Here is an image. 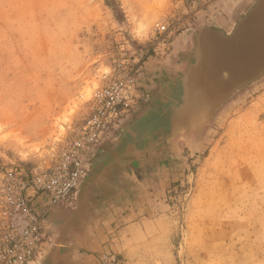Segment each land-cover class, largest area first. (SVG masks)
I'll list each match as a JSON object with an SVG mask.
<instances>
[{
    "label": "rangeland",
    "instance_id": "1",
    "mask_svg": "<svg viewBox=\"0 0 264 264\" xmlns=\"http://www.w3.org/2000/svg\"><path fill=\"white\" fill-rule=\"evenodd\" d=\"M251 1L0 0V252L9 194L59 157L97 92L130 74L139 104L181 71L197 28H230ZM120 171L108 201H89L101 228L78 261L264 264V78Z\"/></svg>",
    "mask_w": 264,
    "mask_h": 264
},
{
    "label": "water",
    "instance_id": "2",
    "mask_svg": "<svg viewBox=\"0 0 264 264\" xmlns=\"http://www.w3.org/2000/svg\"><path fill=\"white\" fill-rule=\"evenodd\" d=\"M184 62L162 86H142L145 96L140 103L97 143L71 203L51 205L46 194L38 197L32 209L39 216L46 212L38 234L47 242L31 264H83L76 247L85 238L94 239L92 224L101 228L88 210L90 199L103 193V201H108L123 167L152 161L168 138L200 128L239 90L264 78V0H252L230 28H197ZM57 209L63 210L66 221L62 228L50 219L53 213L58 216ZM71 234L73 258L66 246Z\"/></svg>",
    "mask_w": 264,
    "mask_h": 264
},
{
    "label": "built area",
    "instance_id": "3",
    "mask_svg": "<svg viewBox=\"0 0 264 264\" xmlns=\"http://www.w3.org/2000/svg\"><path fill=\"white\" fill-rule=\"evenodd\" d=\"M159 30H165V25ZM141 95L130 74L103 86L95 96L91 115L63 144L59 157L36 166L28 178L18 181V189L9 194V231L0 252V264H30L37 258L45 245L38 234L42 215L33 211L29 201L46 194L51 205L71 203L97 143L135 107Z\"/></svg>",
    "mask_w": 264,
    "mask_h": 264
},
{
    "label": "crops",
    "instance_id": "4",
    "mask_svg": "<svg viewBox=\"0 0 264 264\" xmlns=\"http://www.w3.org/2000/svg\"><path fill=\"white\" fill-rule=\"evenodd\" d=\"M62 212H63V210L62 209H57V213H58V216L56 217L54 214H56V213H53L52 214V216L53 217H50V219L51 220H53V222L55 221V224H57V225H55V226H57V228H62V226L65 224V220H63L62 218H63V216H62ZM61 222H63V223H61ZM72 235V242H68L67 243V248H68V254H71V256H72V258H73V234H71ZM79 250V249H78ZM92 256H93V254H92ZM92 259H93V257H92Z\"/></svg>",
    "mask_w": 264,
    "mask_h": 264
}]
</instances>
